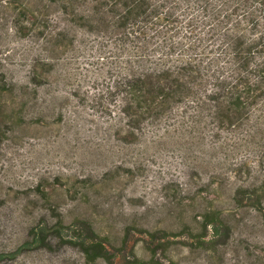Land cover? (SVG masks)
<instances>
[{
	"label": "rangeland",
	"instance_id": "374dc122",
	"mask_svg": "<svg viewBox=\"0 0 264 264\" xmlns=\"http://www.w3.org/2000/svg\"><path fill=\"white\" fill-rule=\"evenodd\" d=\"M4 7L0 264H264V118L251 134L255 120L228 129L180 107L130 134L108 97L129 53L81 21L49 52ZM40 226L45 245L20 249ZM85 227L109 261L64 243Z\"/></svg>",
	"mask_w": 264,
	"mask_h": 264
},
{
	"label": "trees",
	"instance_id": "16d2710c",
	"mask_svg": "<svg viewBox=\"0 0 264 264\" xmlns=\"http://www.w3.org/2000/svg\"><path fill=\"white\" fill-rule=\"evenodd\" d=\"M15 25L52 41L67 36L81 21L92 31L106 30L115 49L127 52L122 68L112 67L108 97L121 100L119 112L133 134L141 123H157L175 109L201 117L207 110L221 126L250 133L264 118V0H0ZM81 6H85L81 8ZM50 61V60H49ZM111 112V110H109ZM131 131V132H130ZM212 236L214 219L206 224ZM63 227L54 228L61 238ZM66 229H70L67 227ZM66 235L88 261L112 254L90 227ZM20 249L44 246L41 226ZM17 253H14L15 256Z\"/></svg>",
	"mask_w": 264,
	"mask_h": 264
}]
</instances>
